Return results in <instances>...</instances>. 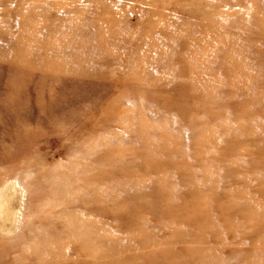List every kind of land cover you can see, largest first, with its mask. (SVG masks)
<instances>
[{"label":"rangeland","instance_id":"obj_1","mask_svg":"<svg viewBox=\"0 0 264 264\" xmlns=\"http://www.w3.org/2000/svg\"><path fill=\"white\" fill-rule=\"evenodd\" d=\"M0 186V264H264V0H0Z\"/></svg>","mask_w":264,"mask_h":264},{"label":"bare ground","instance_id":"obj_2","mask_svg":"<svg viewBox=\"0 0 264 264\" xmlns=\"http://www.w3.org/2000/svg\"><path fill=\"white\" fill-rule=\"evenodd\" d=\"M5 183H6V181H5ZM6 186H8V184H6ZM6 186H4V187H6ZM0 188L2 189L1 186H0ZM17 195L18 194L15 195L13 192L12 193H10V192H4V193H1L0 194V224H1L0 226H2V229L3 230H6L5 229V226H4L5 223L6 224L8 223V225H9V222L12 220V218H14V220H16V216H17V213H18L17 212L18 209L16 210V207H17V203L20 202V201L18 202V200L20 198H17L18 197ZM20 195H21V193H20ZM2 222L4 223L3 225H2Z\"/></svg>","mask_w":264,"mask_h":264}]
</instances>
